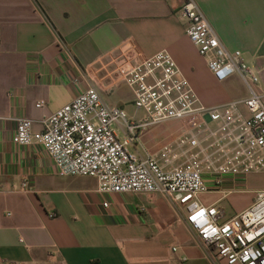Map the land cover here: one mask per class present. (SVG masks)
Listing matches in <instances>:
<instances>
[{"label": "crops", "instance_id": "0c3cea01", "mask_svg": "<svg viewBox=\"0 0 264 264\" xmlns=\"http://www.w3.org/2000/svg\"><path fill=\"white\" fill-rule=\"evenodd\" d=\"M195 2L225 47L241 51L256 71L264 101V0ZM181 4L0 0V264H227L160 194L100 192L94 177L56 175L42 145L12 142L17 119H30L40 131L47 116L89 85L110 105L126 107L133 93L123 73L163 50L201 104L247 97L237 74L214 78L186 34ZM38 101L44 106L36 107ZM192 124L193 118L145 124L131 151L158 158L161 147ZM260 190L264 173H252L198 199L227 221Z\"/></svg>", "mask_w": 264, "mask_h": 264}, {"label": "built area", "instance_id": "2783aa9c", "mask_svg": "<svg viewBox=\"0 0 264 264\" xmlns=\"http://www.w3.org/2000/svg\"><path fill=\"white\" fill-rule=\"evenodd\" d=\"M181 3L186 34L207 59L214 78L221 82L237 74L247 97L210 107L201 104L173 57L163 50L123 73L133 105L144 112L143 120L110 105L89 85L47 116L40 131L33 130L30 119H17L12 142L42 145L56 175L94 177L100 192L160 194L176 212L184 211L187 227L200 243L214 250L217 259L227 264H264V190L227 221H221L219 208L198 199L200 194L219 190L227 179L264 173V101L256 91L259 76L242 59L241 51L225 47L195 0ZM44 104L38 101L36 107ZM189 118H193L192 126L164 144L158 158L131 151L143 125ZM102 205L109 207L108 202Z\"/></svg>", "mask_w": 264, "mask_h": 264}, {"label": "rangeland", "instance_id": "374dc122", "mask_svg": "<svg viewBox=\"0 0 264 264\" xmlns=\"http://www.w3.org/2000/svg\"><path fill=\"white\" fill-rule=\"evenodd\" d=\"M124 108H125V111L127 112L128 116H130L129 114L134 112L133 116L136 120H143V118L145 117L144 112L142 110L136 109L135 106L133 105V102L130 103L129 105H126V107H124Z\"/></svg>", "mask_w": 264, "mask_h": 264}]
</instances>
